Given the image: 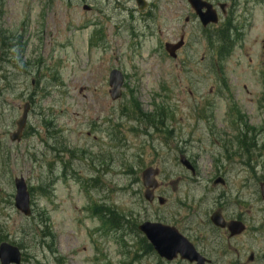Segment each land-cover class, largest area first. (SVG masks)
I'll return each instance as SVG.
<instances>
[{"label":"rangeland","instance_id":"rangeland-1","mask_svg":"<svg viewBox=\"0 0 264 264\" xmlns=\"http://www.w3.org/2000/svg\"><path fill=\"white\" fill-rule=\"evenodd\" d=\"M118 7L0 0V244L18 246L22 264H186L155 254L135 261L143 236L133 224H180L176 214L207 223L220 207L228 217L238 210L249 226L241 260L264 264V0H238L242 33L221 67L213 52L202 60L193 41L172 60L162 49L178 36L169 22L159 32L157 22L145 25ZM113 69L125 80L117 101L109 94ZM133 97L163 121L159 131L132 116ZM26 103L24 136L11 142ZM244 134L255 143L247 153ZM182 156L198 177L183 174ZM150 166L164 172L163 182L183 181L163 187L164 207L144 200L141 173ZM20 176L32 191V218L15 208ZM220 176L225 187L215 184ZM96 205L133 224L106 229ZM233 260L226 254L220 264Z\"/></svg>","mask_w":264,"mask_h":264},{"label":"flooded vegetation","instance_id":"flooded-vegetation-1","mask_svg":"<svg viewBox=\"0 0 264 264\" xmlns=\"http://www.w3.org/2000/svg\"><path fill=\"white\" fill-rule=\"evenodd\" d=\"M108 3L117 4L120 7L119 13H129L133 19H145L144 24L147 25L148 21L157 22L160 27L159 32H162L161 28L164 22H169L168 26L172 30V35L177 34V39L168 41L169 43L176 44L183 42V46L177 51V58L175 61L181 60L182 53L191 45V42L195 45H199L200 49H203L202 60L208 57V54H215V61H219V55L226 48L235 49L236 43L240 38L241 29L240 24L236 20L235 13L237 12L238 0H141L142 5L145 7L143 11L139 9L137 0H106ZM117 8V9H118ZM89 11H92L90 8ZM214 18L216 21H207ZM215 22V23H213ZM136 24L132 23L130 26ZM228 37L229 41H228ZM166 42V43H168ZM228 44V45H227ZM227 46V47H226ZM164 172H160V175ZM183 174H191L194 178L200 175L199 171L188 172ZM221 177V176H220ZM221 186L228 185V181L225 177H221ZM160 180L157 190L154 193L155 202L157 199L165 201L164 207L168 204L166 195L161 193L163 187L168 189L171 184L178 183V180L163 182L164 178ZM164 197L166 200H164ZM228 207V206H227ZM219 211L227 223L231 221H239L246 226V231L243 233L230 236L227 228L220 229L212 225L210 219L207 223H194L195 219L190 217L186 218L189 214H176L179 218V223H171L163 221L161 223L176 227L179 232L185 236L196 248L198 253L205 258L206 264H220L226 254L233 255V261L231 264H245L241 258L243 257V242L242 238L249 231V226L242 213L228 217L224 208H216L214 212ZM211 213V214H212ZM226 242V245H224ZM231 242L235 243V246H231ZM224 256V257H223ZM240 259L237 261V259Z\"/></svg>","mask_w":264,"mask_h":264},{"label":"water","instance_id":"water-1","mask_svg":"<svg viewBox=\"0 0 264 264\" xmlns=\"http://www.w3.org/2000/svg\"><path fill=\"white\" fill-rule=\"evenodd\" d=\"M85 9H87V7H85ZM175 48L173 45L166 46L167 51L173 57ZM123 82L124 79L121 72L113 70L111 72L109 82L111 88L110 95L113 100L121 98ZM28 112L29 104L26 105L22 117L16 122L17 131L11 134L10 137L12 142H19L21 140L23 131L26 127ZM181 163L187 169L193 170L187 159L183 158ZM157 174L158 171L153 168L144 170L142 174L143 184L146 188L144 196L145 199L150 202L153 200V191L157 187L155 179ZM14 183L16 188L15 207L20 213L29 217L32 214V211L30 208V193L28 191L27 184L22 177L16 178ZM262 197L264 198V186L262 187ZM211 221L217 227H227L231 236L238 235L244 230V226L235 221L227 225L222 215L218 212L211 216ZM139 231L145 235L160 258L171 262L180 256L181 260H185L190 263H205V259L199 255L194 246L173 227L166 226L161 223L144 222L139 226ZM21 261L22 252L17 246L10 243H2L0 245V264H21Z\"/></svg>","mask_w":264,"mask_h":264},{"label":"trees","instance_id":"trees-1","mask_svg":"<svg viewBox=\"0 0 264 264\" xmlns=\"http://www.w3.org/2000/svg\"><path fill=\"white\" fill-rule=\"evenodd\" d=\"M17 41V40H16ZM18 43V42H17ZM16 44H10V46H16ZM20 43H18L19 45ZM3 47H9L5 41V38H3V42H2ZM133 106L131 107V110H129L132 113V116H136V119H138V117L142 120L145 119V123H147L148 125H151V127H153L156 130H160L159 126H157V124H163V121L158 120L156 118L153 117L152 114H146L142 108L141 105L136 101V99L133 97ZM247 126V125H244ZM243 141H241V146H245L247 148V151L249 152V147L252 148V146L254 145L252 143V141L247 140L246 135H244L243 137ZM245 148V149H246ZM40 189L43 191L44 189L42 187H40ZM96 212H98V216L103 218V222H106L107 226L111 225L112 227H114L115 229H119L125 226L124 222H129V220L126 218V215H122L121 213H119L118 211H116L115 209H111V208H101L100 210H96ZM135 228L136 225L134 224ZM6 238L3 237L1 240H5ZM142 249H144V251L149 254V253H153V249L151 247L150 244H148V242L142 238V245L140 246Z\"/></svg>","mask_w":264,"mask_h":264}]
</instances>
